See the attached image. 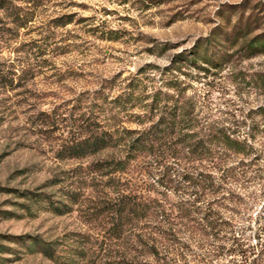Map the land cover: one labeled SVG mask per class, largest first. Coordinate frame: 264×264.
Here are the masks:
<instances>
[{
  "label": "rangeland",
  "instance_id": "1",
  "mask_svg": "<svg viewBox=\"0 0 264 264\" xmlns=\"http://www.w3.org/2000/svg\"><path fill=\"white\" fill-rule=\"evenodd\" d=\"M91 131L111 146L59 156ZM202 142L243 171L220 225L183 228L161 259L113 232L103 200L171 208L175 172L211 167ZM0 264H264V0H0Z\"/></svg>",
  "mask_w": 264,
  "mask_h": 264
},
{
  "label": "trees",
  "instance_id": "2",
  "mask_svg": "<svg viewBox=\"0 0 264 264\" xmlns=\"http://www.w3.org/2000/svg\"><path fill=\"white\" fill-rule=\"evenodd\" d=\"M149 133L150 130L139 134L132 140L129 148L137 150L136 148L149 142L150 139L147 136ZM214 140L222 146L224 151H230L232 154L247 156L251 153V146L245 141L240 142L224 133L214 137ZM111 143V135L107 132L91 131L87 136L63 146L59 156L81 158L96 154L110 147ZM210 144L206 145L202 142L200 145L202 150L200 160L210 163L209 169L190 173L183 170L182 173L177 171L173 175L176 179L168 180L171 185L163 186L168 192H178L176 196L178 200L175 205H171V208H165L164 203L155 198L113 191L114 198L104 199L102 207L103 211L114 219L112 231L126 234L133 230L131 227L137 228L138 232L134 238L138 247H151L147 254L161 259L158 247H183V228L185 231H194L214 229L220 225L222 222L220 205L229 200L231 194L229 186L235 183V177L238 175L241 177L243 171L241 173L240 170L237 171L239 163L236 167L224 165L223 160L228 157V154L221 153L218 157L213 156ZM123 167L124 162L120 160L94 164L96 171L105 170L109 173L120 171ZM109 182L112 183L108 185V188L116 189L114 179L110 178ZM54 210L61 213L59 207H55ZM127 235L130 236V234Z\"/></svg>",
  "mask_w": 264,
  "mask_h": 264
}]
</instances>
